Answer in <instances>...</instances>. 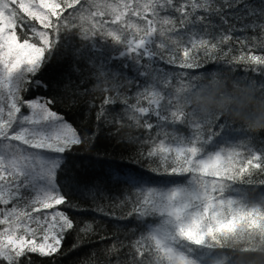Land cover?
<instances>
[{
  "label": "snow or ice",
  "instance_id": "snow-or-ice-1",
  "mask_svg": "<svg viewBox=\"0 0 264 264\" xmlns=\"http://www.w3.org/2000/svg\"><path fill=\"white\" fill-rule=\"evenodd\" d=\"M69 34L86 43L69 50ZM257 49L264 0H0V264L54 258L69 234L74 250L107 227L69 208L131 222L118 227L123 238L100 237L112 239L108 264H245L264 247V191L247 187L264 185V147L243 124L201 116L187 90L232 80L264 94ZM68 56L81 77L68 85L93 80L103 95L88 105L97 127L142 130L133 167L78 188L87 204H74L58 177L65 154L91 148L96 133L74 127L55 98H28L48 88L47 65ZM206 64L219 67L200 71ZM110 186L120 194L105 202Z\"/></svg>",
  "mask_w": 264,
  "mask_h": 264
},
{
  "label": "trees",
  "instance_id": "trees-1",
  "mask_svg": "<svg viewBox=\"0 0 264 264\" xmlns=\"http://www.w3.org/2000/svg\"><path fill=\"white\" fill-rule=\"evenodd\" d=\"M255 3H259V0H254ZM67 15V13H65ZM253 33H248L252 35ZM236 35H240L237 33ZM257 35H259L257 33ZM85 41L78 39L71 34L67 37L68 49H71L72 45L81 46ZM66 41L62 37L61 49L58 52V57H63L65 52ZM238 47V45H234ZM257 54H264V51L256 50ZM72 58L57 59L54 58L51 63L41 73L40 78L48 84V88H40L32 91L28 94V98L35 96L53 97L56 100L55 110L62 113L65 118L73 124L78 130L96 134L92 137V146L89 148L87 145H82L74 149L70 153H66V164L64 170L58 177L62 190L68 193L69 199L75 204L77 202L81 204H87L89 202L86 196H83L78 188L83 184H90L98 178L102 177L109 168H113L116 171L133 167L129 164L128 158L134 155L137 149V145L132 143L131 138L141 135L142 130L127 127H122L119 132L115 127H105L101 124L97 127L95 111L89 108V102L93 97L96 98V103L99 104L103 99V95L98 89L94 87L95 81L89 80L82 86L77 87L76 83L68 85L69 78L73 82H78L81 77L72 73L70 65L72 64ZM83 67V65H81ZM219 65L206 64V69L211 70ZM180 71L179 69H174ZM259 79V77H257ZM83 89H88L87 94ZM134 90V89H133ZM115 112L120 111V106L116 105L113 109ZM182 131L187 134L188 129L182 128ZM247 136L252 139V142L259 148L264 147V131H249ZM261 177H257V181ZM249 188L255 187L256 192L253 196L261 191H264V185L247 186ZM120 194L118 187L110 186L105 194V202L107 197H117ZM64 208V206H59ZM70 216L77 220H91L96 218L97 222L103 226L102 231H99L97 235L91 237V242L83 243L80 247L73 250V244L77 242L76 233L69 234L62 243L61 254H57L54 258H41L33 256V264H108L111 257L106 249L108 245L112 243V239H100L103 237L123 236L118 227L122 224H130V221H117L108 217L98 216V214L92 211H81L74 209H65Z\"/></svg>",
  "mask_w": 264,
  "mask_h": 264
},
{
  "label": "clouds",
  "instance_id": "clouds-1",
  "mask_svg": "<svg viewBox=\"0 0 264 264\" xmlns=\"http://www.w3.org/2000/svg\"><path fill=\"white\" fill-rule=\"evenodd\" d=\"M187 100L201 116L220 114L249 131H264V94L251 85L232 80L207 81L195 91L188 89ZM244 255L245 264H264V247Z\"/></svg>",
  "mask_w": 264,
  "mask_h": 264
}]
</instances>
